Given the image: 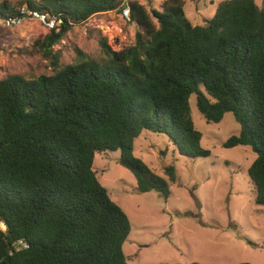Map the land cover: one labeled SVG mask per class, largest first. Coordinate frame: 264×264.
<instances>
[{
    "label": "trees",
    "instance_id": "obj_1",
    "mask_svg": "<svg viewBox=\"0 0 264 264\" xmlns=\"http://www.w3.org/2000/svg\"><path fill=\"white\" fill-rule=\"evenodd\" d=\"M145 1L148 11L139 0L0 3V18L26 5L56 23L33 44L52 74L0 80V264H128L129 219L99 183L94 157L119 151L136 192L168 199L173 167L156 175L134 156L133 142L142 132L164 134L183 157L210 156L191 96L207 124L232 114L240 131L222 147L250 148L247 175L255 204L264 205V0H222L199 25L182 0L159 10ZM124 8L133 44L115 51L102 37L101 59L80 53L77 63L59 62L52 46L74 25Z\"/></svg>",
    "mask_w": 264,
    "mask_h": 264
},
{
    "label": "rangeland",
    "instance_id": "obj_2",
    "mask_svg": "<svg viewBox=\"0 0 264 264\" xmlns=\"http://www.w3.org/2000/svg\"><path fill=\"white\" fill-rule=\"evenodd\" d=\"M164 1L151 0L150 4L159 10ZM183 1L186 16L199 25L222 0ZM139 4L148 11L145 0ZM47 33L37 21L1 30L0 80L12 74L26 79L51 75L49 60L33 48ZM134 33L122 10L97 14L74 25L52 50L60 52L63 65L79 62L82 55L99 60L100 38L118 51L133 44ZM189 107L194 128L202 136L200 145L210 156L183 157L164 134L142 132L133 142L134 156L156 175L165 178L163 169L173 167L176 182L169 186L168 199L155 191L136 192L134 176L118 164L119 151L94 157L99 183L129 219L130 233L123 244L128 264H264V205L255 204V190L247 175L255 155L244 146L222 147L240 131L231 113L217 124H207L196 109L194 96Z\"/></svg>",
    "mask_w": 264,
    "mask_h": 264
},
{
    "label": "built area",
    "instance_id": "obj_3",
    "mask_svg": "<svg viewBox=\"0 0 264 264\" xmlns=\"http://www.w3.org/2000/svg\"><path fill=\"white\" fill-rule=\"evenodd\" d=\"M213 1V0H211ZM122 15L125 18L129 17V10L128 8H124L122 10ZM26 21H37L46 27L48 30H52L55 28L56 23L54 19L49 18L46 14L39 13L34 10H30L26 5H23L19 8V15L14 17H5L0 18V30L14 28L20 26L22 23ZM0 224V229L3 230L4 226ZM17 247L26 248L27 245L22 241L17 243Z\"/></svg>",
    "mask_w": 264,
    "mask_h": 264
},
{
    "label": "crops",
    "instance_id": "obj_4",
    "mask_svg": "<svg viewBox=\"0 0 264 264\" xmlns=\"http://www.w3.org/2000/svg\"><path fill=\"white\" fill-rule=\"evenodd\" d=\"M183 1V0H182ZM183 3H184V1H183Z\"/></svg>",
    "mask_w": 264,
    "mask_h": 264
}]
</instances>
